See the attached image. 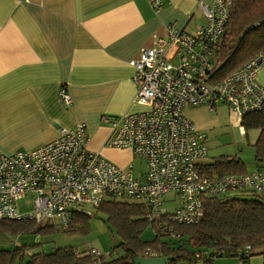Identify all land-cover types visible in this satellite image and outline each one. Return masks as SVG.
<instances>
[{"label":"built area","instance_id":"1","mask_svg":"<svg viewBox=\"0 0 264 264\" xmlns=\"http://www.w3.org/2000/svg\"><path fill=\"white\" fill-rule=\"evenodd\" d=\"M148 2L154 11L163 3ZM231 4L198 0L204 26L187 32L170 24L165 36L155 34L150 46L141 47L129 61L136 85L134 102L143 108L102 119L110 131L106 146L130 149L143 161L142 172L134 175L131 167L121 168L88 150L83 122L62 127L56 139L42 146L0 154V221L47 222L65 230L73 214L91 215L89 208L115 195L137 200L150 219L165 214L166 202H174L171 222L195 224L204 215L206 198L237 190L264 194L263 169L241 175L207 173L201 165L208 153L203 136L183 115L187 106L212 111L222 104L239 120L264 104V88L257 79L264 68V52L222 79L214 78L215 45ZM59 95L70 104L64 87ZM26 194H32L31 208L19 213L16 204ZM167 194L173 198L164 199ZM237 261L242 264L240 258Z\"/></svg>","mask_w":264,"mask_h":264},{"label":"crops","instance_id":"2","mask_svg":"<svg viewBox=\"0 0 264 264\" xmlns=\"http://www.w3.org/2000/svg\"><path fill=\"white\" fill-rule=\"evenodd\" d=\"M162 2L154 11L148 0H0V154L35 149L56 139L60 128L83 122L87 149L133 173L136 156L106 146L110 131L102 119L143 108L134 102L129 61L155 34L165 36L170 24L195 32L206 23L198 0ZM263 69L257 79L264 88ZM219 107L226 106L183 109L205 145L222 123ZM231 115L238 139V130L244 138L247 132ZM139 165L136 174L143 171Z\"/></svg>","mask_w":264,"mask_h":264},{"label":"trees","instance_id":"3","mask_svg":"<svg viewBox=\"0 0 264 264\" xmlns=\"http://www.w3.org/2000/svg\"><path fill=\"white\" fill-rule=\"evenodd\" d=\"M231 2L224 32L215 45L213 72L217 80L240 68L256 53L264 52V0ZM239 123L245 132L258 131L254 144V170H264V104L261 110L243 115ZM201 165L215 176L251 173L246 172L244 164L234 156H219L207 163L203 161ZM203 205L204 215L197 223L177 224L168 217L171 211L166 210L158 218L150 219L140 204L125 197L108 195L93 208L91 215L86 212L73 214L65 230L47 222L36 224L30 220H2L0 229L5 227L14 233L29 231L44 235L76 232L86 228L89 217L101 213L119 238L117 247L121 253L116 258L68 247L33 255L24 264H133L134 257L150 256L162 257L165 264L198 261L212 264L214 259L222 256L240 258L242 264H249L250 257L259 255L264 264V194L228 191L221 197L206 198ZM147 226L155 233L154 241L148 245L140 239ZM246 246H249L247 252ZM22 261L23 256L18 260L8 249L0 250V264H22Z\"/></svg>","mask_w":264,"mask_h":264},{"label":"rangeland","instance_id":"4","mask_svg":"<svg viewBox=\"0 0 264 264\" xmlns=\"http://www.w3.org/2000/svg\"><path fill=\"white\" fill-rule=\"evenodd\" d=\"M209 2L208 0H205ZM264 70V69H263ZM262 69L259 71V73ZM217 114L221 122L218 124L211 133L206 135V145L208 148L207 157L202 160L204 162H210L212 158L221 156H235L245 164L246 172H252L255 169L254 159V144L258 138V135L254 131H247L243 133L246 136L243 138L238 130L239 138L236 134V130L233 128V118L231 113L226 107H219ZM214 114V115H215ZM237 128V125L235 126ZM143 164V161L136 157L134 158L133 174H136L138 169H141L139 165ZM249 197V194L246 196ZM171 194H167L164 199H172ZM32 194H26L22 199L17 202V209L19 212L24 213L31 208ZM132 202L138 203L133 199ZM173 202V201H172ZM168 204V205H167ZM174 202L167 203L166 208L168 211L174 209ZM90 212L93 208H89ZM88 223L84 230L76 232H56L49 235L38 234L36 232H17L14 233L9 229L3 227L0 229V250L8 249L11 254L13 253L16 259L19 260L23 256L22 264L25 260L33 255L40 253L48 254L59 248L72 247L79 252H91L98 254L99 256H105L107 258H116L120 255L119 238L114 230L106 223L103 214H95L87 219ZM141 241L148 245L155 239V233L150 226H147L142 230L140 234ZM10 240V244H9ZM261 255L252 256L249 259V264H263ZM19 264V262H17ZM181 264H202L200 261L194 263L182 262ZM212 264H238L235 257L222 256L213 260Z\"/></svg>","mask_w":264,"mask_h":264},{"label":"water","instance_id":"5","mask_svg":"<svg viewBox=\"0 0 264 264\" xmlns=\"http://www.w3.org/2000/svg\"><path fill=\"white\" fill-rule=\"evenodd\" d=\"M133 264H165L162 257H134Z\"/></svg>","mask_w":264,"mask_h":264}]
</instances>
